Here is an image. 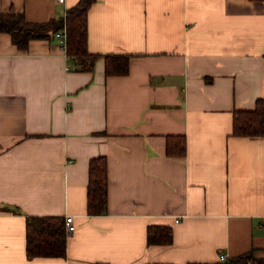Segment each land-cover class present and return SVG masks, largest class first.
Segmentation results:
<instances>
[{"label":"crops","instance_id":"crops-1","mask_svg":"<svg viewBox=\"0 0 264 264\" xmlns=\"http://www.w3.org/2000/svg\"><path fill=\"white\" fill-rule=\"evenodd\" d=\"M78 2L0 13L48 22ZM88 49L131 55L129 73L107 76L104 58L76 71L55 34L21 50L0 32V264L264 262V136L233 133L234 111L264 99V0H96ZM178 135L186 154L170 157ZM98 156L108 204L90 215ZM67 215L66 256L28 259L27 216ZM151 225L172 243L149 244Z\"/></svg>","mask_w":264,"mask_h":264},{"label":"trees","instance_id":"trees-1","mask_svg":"<svg viewBox=\"0 0 264 264\" xmlns=\"http://www.w3.org/2000/svg\"><path fill=\"white\" fill-rule=\"evenodd\" d=\"M95 1L79 0L75 6L67 10L64 17L48 22H30L24 13L15 10L0 13V32L10 34L13 44L25 50L31 40L49 39L66 27V49L69 57L74 60L76 71L94 72L98 60L104 58L107 76L127 75L131 55L123 53L100 55L91 53L88 49V13ZM233 133L245 137L264 136V99H259L254 109L234 111ZM166 152L170 157L184 156L185 137L169 136ZM87 199L88 214L99 215L107 211L108 162L105 156L90 160ZM26 230L28 259L66 256L68 235L64 217L27 216ZM172 241L173 230L170 226H149V244L169 245ZM217 264H264V262L257 260L252 253H244Z\"/></svg>","mask_w":264,"mask_h":264},{"label":"built area","instance_id":"built-area-1","mask_svg":"<svg viewBox=\"0 0 264 264\" xmlns=\"http://www.w3.org/2000/svg\"><path fill=\"white\" fill-rule=\"evenodd\" d=\"M59 3H64L65 0H57ZM56 37L60 38L64 43L67 40V28L64 27L62 30L56 32ZM65 225H66V232L67 235L74 233L76 230V223H75V216L74 215H67L65 217ZM224 260V256L221 257Z\"/></svg>","mask_w":264,"mask_h":264}]
</instances>
